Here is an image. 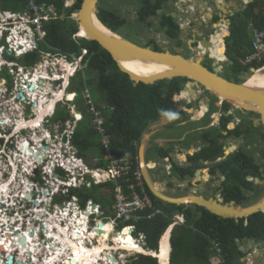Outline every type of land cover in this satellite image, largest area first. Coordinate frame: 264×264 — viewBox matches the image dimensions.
<instances>
[{"label": "flooded vegetation", "instance_id": "obj_1", "mask_svg": "<svg viewBox=\"0 0 264 264\" xmlns=\"http://www.w3.org/2000/svg\"><path fill=\"white\" fill-rule=\"evenodd\" d=\"M175 1L177 0H173V2L170 4L168 3V0H165L161 3V5L163 4V7L162 11L159 14H157L156 12L155 14H149L145 16L142 21H138L139 16L137 15L136 10L134 16H131L128 11H125V7H127L128 5L135 8L137 2H120L117 10L121 18H125L127 20L128 25L125 23V26L128 27L126 30H128L130 34L139 35L142 37H144L145 34L146 37L143 38V40H146V43L154 42L160 49L165 47L170 52H174L175 50H178L177 48H180L179 53L185 57H191L188 52L196 50V55H202L201 63L205 64L206 67L210 70H213V67L217 66L218 70L216 71V73L227 80L232 79L233 82L247 84V81L253 76V74L257 72H259L258 74H260L262 70H264V56H262L260 60H245L248 56L251 55L252 51L254 50L253 43L255 37L253 28L257 27L253 26L251 37H249V35L247 34L244 40L242 38L237 41L238 46L242 41L248 40L249 42L248 47H246L247 52L245 54H239L233 51L231 48V45L233 46L234 44V40H231L229 37L231 21L229 22V25L225 23L219 24L214 8H210V11L212 12L210 16H205L204 23L202 22V17L200 15L201 10L199 6H197V8L194 10H189L187 12L184 11V21L180 23V20H178L179 18L177 15V10L175 9ZM214 3L215 0H211L209 2L207 0V5H211ZM243 9H241L240 12ZM172 11L176 13L175 18L167 16L166 14L171 13ZM205 12L206 11H203V14ZM164 16L168 17L165 23ZM179 23L180 25H178ZM135 25H143L142 28L147 30L137 31ZM165 25L168 26V29L166 30L164 29ZM218 29L222 31V37H219L217 35ZM132 30H135V32H132ZM158 30L159 36L155 35ZM171 31H173L175 34H173ZM225 32H227V36L223 35ZM163 33H167L171 37V39L168 41V39H166L167 37H164ZM127 38L134 41L130 36ZM175 38H177V43L176 41H174ZM217 39H219V43H222L219 49L221 50V54L218 53L213 55L211 51L202 52V50L206 48L205 46H213L214 41H216ZM161 42L165 43V46H163ZM149 45L152 47L151 44ZM222 46H224V53H222ZM13 53H15V51H13ZM196 55H194L192 58L195 59ZM223 74H225V76ZM28 78L30 77L26 75V79ZM37 78L38 77L34 75V77L29 79L28 81L31 82ZM179 78L180 88L177 92L174 93L173 96V99L176 102L173 104V106H171V110L168 114L165 115V119L163 120L165 134L161 138L160 136L152 137L150 135L149 140V144H153L151 146L152 150H154V145H157L156 147L161 146L164 149L163 159L165 164L163 175L165 186H167L169 190L172 189V186H176L175 189H180L185 192L184 194L173 197L182 196L189 198L191 196H201L205 199L210 198L218 204L227 205L233 208H244L252 205L257 207L258 210L256 212L248 215L231 214L228 217H223L215 214L220 218L230 219L235 224L242 223L243 225H246L249 222V218L257 213H261L264 218V210L262 209V207L264 208V105L261 104V106H259L253 104L252 106L249 105L246 107L238 106L234 103L219 98L214 91L204 85L198 84L193 79L187 77ZM0 82H3L1 78ZM37 87L38 86L35 85L31 90L28 88V90H30L28 95L31 98H33V91L35 88L37 89ZM253 87L263 89L262 91H264V86L257 87V85H255ZM45 91H47V88L42 91V93ZM36 92L37 94H40V91ZM70 94L73 98L74 93L70 92ZM54 96L56 95L54 94ZM46 97L48 96L46 95ZM60 98L62 97L57 98L53 102H50V99L48 97L45 101L48 104V109L44 112V114L51 113L55 101L59 100ZM36 103L37 99H35L34 104ZM35 115L36 116L32 119L37 118L36 111ZM22 117L15 122V126H10L9 129H5L6 134L1 135L6 142L13 139L14 134H17L16 130L27 128L26 126H22V120L27 121L24 117L22 119ZM42 117H40V119ZM4 122L5 121L3 119L0 120V123L3 124ZM39 125L40 123L38 124V126ZM153 130L154 128L152 129V131ZM149 132L151 131L149 130ZM11 135L13 136L11 137ZM46 137L49 141V138L51 139V137L56 136H48L45 133L40 137H36L38 140L32 138V140L35 142L34 145H37V148L35 146V148H32L33 153H22V150L20 149L22 143H18L19 147L17 148L19 150L18 152L21 153V155H15V159L16 161L21 162L20 157L22 158V163L24 164L23 167L25 166V170L34 171L33 165L36 163L37 165H40V168H37L38 166L35 168L36 171H41V166H44L45 158H50L53 162L56 160H60L59 157H61V155L58 154V152H61L62 149L65 150V147H59L56 151V149L54 150L53 148L54 146H52L51 150H49V147L47 146V148L44 149L46 156L42 157L38 155L41 161L35 157L34 153L40 150V148H38V145H40V147L42 146V144L40 143L41 139H44ZM26 140L27 139L23 138L22 142ZM42 141L46 142L45 139ZM27 143V145L30 144L29 142ZM155 152L158 153L156 148ZM28 157L29 160L26 161V158ZM64 157L65 156H62L61 159L63 160V162L65 161ZM69 160L72 159L69 157ZM19 166V170L22 171V166ZM11 171L12 170L10 169V171L2 175V178H6L7 181L9 180L8 182L4 181L7 182L8 186H11V178L13 179L15 177V173H12ZM11 173L12 177L10 178ZM34 175L36 176L37 174ZM32 179H38L39 181H41L40 177ZM28 180L29 181L26 182L31 183V179ZM26 182H23L22 180L23 185ZM30 187L31 190L29 192L34 193L32 198H34L37 194L38 198L41 199L44 192H48L51 190L48 187H45L44 190L38 187H36L37 190H35V188H33V185H30ZM38 190H42L44 192H38ZM25 192L26 191L24 186L23 191L20 192L21 195L19 193L17 198L20 199L21 197V199L24 200ZM12 197L13 196H11L10 198ZM3 198L6 200L8 197L3 196ZM29 202L31 203L32 201ZM45 202L47 203V201ZM1 203L0 225L3 228L6 227L9 232L12 231L10 227L14 230L16 229L22 232V226L25 225L22 221L23 218L16 214H14L16 217L7 216V206L16 209L14 208V206L17 203L12 202L16 204L11 205V202L7 203L6 201V205L2 206V208ZM182 205H184L185 207H193L196 204L183 203ZM74 211L75 209L72 210L73 213L71 212L68 214L74 217ZM42 213L46 214L44 208L42 210ZM42 213H38L40 214V217H42ZM56 214H58V212ZM62 215L63 213L61 214V216ZM76 218H81V216H76ZM79 223L76 222V224ZM35 224L36 225L34 226L36 227L38 223L35 222ZM43 225L44 224H41L40 228H43ZM83 227L86 230V232H84L85 247L90 248L92 242L89 243L86 240H88L87 235H91V233L87 232L85 222L83 224ZM166 230L169 233V228ZM53 233L61 240V236L63 234L59 229H57L56 233L54 231ZM0 235L2 236L3 233L0 232ZM39 235L41 236L40 241L35 245H37L39 249L43 246L44 249L38 254L39 260L36 264H40L42 261L44 262V258L50 252L48 251L49 247L48 249L46 248L47 243L49 242V237H46V234L41 232V229ZM249 239L252 240L253 238H235V243L237 244L238 248L242 252H244L243 256L249 255V253H251V257L253 258L249 260V262H251L250 264H264V248L261 245H258L256 250V248L251 246V244L249 243ZM255 241H258L259 244L262 243L264 245V237ZM4 244L5 239L4 242L0 239V264H13L15 262L14 258H16L17 256H15V253H13L12 262L6 263L5 260L8 258L9 252L7 255L5 254L6 250L5 246H3ZM57 244L59 245V243ZM77 246L81 247L80 243H77ZM108 247H110V251H112V253H110L111 256H113L114 252L112 246L110 245ZM244 248H246L247 250ZM251 248L254 249L252 252L250 251ZM247 257L248 256H246V258ZM21 262L22 264L23 262L25 264H34L32 259H30L29 262H26L25 260Z\"/></svg>", "mask_w": 264, "mask_h": 264}, {"label": "trees", "instance_id": "obj_2", "mask_svg": "<svg viewBox=\"0 0 264 264\" xmlns=\"http://www.w3.org/2000/svg\"><path fill=\"white\" fill-rule=\"evenodd\" d=\"M35 1L39 4L52 5L55 8L56 17L44 22L41 31L43 40L38 43L36 50L10 59L21 66L31 67L40 59L41 52L82 55V49H85L86 53L81 59L83 68L77 71L68 86L69 91L77 92L75 102L77 101V109L82 113V118L76 121L71 134V144L76 148L77 156L87 163H91L92 156L102 157L100 134L92 128L91 114L87 112L79 94L86 86L92 99L97 103V108L102 112L103 127L110 139V152L117 156L137 155L139 141L150 125L157 124L160 118L165 117L176 102L173 96L180 88V78L160 79L153 83H135L118 68L108 51L96 41L74 36L78 31L77 23L69 16L79 9L82 0H73L69 5L66 2L70 0ZM164 1L134 0L133 2H137L135 10L139 16L138 21H142L149 14H155L156 9ZM120 2L130 3L131 1L118 0V3L112 4L110 0H100L97 17L106 27L127 38L129 36L122 28L125 23L128 25L127 20L121 18L117 10ZM26 4L27 0H0V9L22 11ZM167 19L168 17L164 16V23ZM250 22L257 28H264V0L249 1L238 13L237 19L231 22L229 37L234 40L231 48L239 54L247 52L248 40L240 42L239 46L237 41L245 39L247 35L245 27ZM147 44H151L155 50H160L154 42ZM2 75L9 82L11 81V75L5 70ZM8 86L10 87V84ZM70 117L66 107L57 105L49 119L55 123L63 122ZM156 146L154 145V148L159 157L163 158L164 149ZM90 165L94 166V164ZM95 165L105 166L106 161L101 158ZM101 186L109 188L112 183L71 188L66 196L63 195L60 198L55 196V199H68L74 195L82 208L90 198L99 203L102 208H106L112 199L106 193L101 195ZM144 188L154 208L160 210L152 218H142L137 223V231L145 234L146 247L156 249L159 236L173 222L174 215H183L184 221L175 224L170 233L169 264H244L240 260L244 252L238 248L235 238L246 237L259 240L264 237V218L261 213L252 215L246 225L235 224L230 219L216 216L203 206L185 207L182 204L161 201L151 194L146 184ZM123 233L125 238L131 237L126 228ZM214 244L220 249L219 263L212 261V256L216 254ZM155 258L138 254L128 264H158Z\"/></svg>", "mask_w": 264, "mask_h": 264}, {"label": "built area", "instance_id": "obj_3", "mask_svg": "<svg viewBox=\"0 0 264 264\" xmlns=\"http://www.w3.org/2000/svg\"><path fill=\"white\" fill-rule=\"evenodd\" d=\"M73 0L67 1L66 4H71ZM74 15V14H73ZM56 17L55 8L52 5H48L45 3H37L35 0H27V4L25 9L22 11H11L6 9H0V57L4 54V49H6L7 55H12V51L20 52L22 51L23 46L15 43V38H12V31H16L20 35V28H24L23 36L26 39L27 50L36 49L38 43L43 40L42 35V27L45 21L53 19ZM254 32V50L251 55L248 56L245 60L255 59L260 60L262 56H264V28H253ZM21 46V47H20ZM19 47V48H18ZM24 50V53L25 51ZM86 50L82 49L84 53ZM24 53L13 54L16 57L23 55ZM61 57L64 59L63 63L68 64L69 70L62 65L61 72L68 71L67 83L71 76L76 71V63L81 59V56H75L73 54H64V53H52L45 52V57H42V63H39V67H44L47 64L52 65V77H59L60 75H53V72L56 71V61ZM76 61V63H74ZM31 67L29 70L25 69V73L22 69V88L27 84L26 81L34 77V73L38 72L42 74L40 68ZM11 70L10 68L7 69ZM25 75H28L30 78L25 79ZM67 74L61 73V76L66 77ZM43 76V74H42ZM36 83V85L41 84L42 87V78L35 79L31 82ZM30 82V81H28ZM34 83V86H35ZM23 91V90H22ZM24 92V91H23ZM75 93V92H74ZM26 102H33L34 106V98H31L26 92ZM81 95V99L85 107L87 108V112H89L92 116L91 125L101 136V145L104 148V153L102 158L106 161V165L102 166H93L89 167L82 158L77 156V152L73 151L72 145L69 141L72 130H67L66 133L69 136H65V144L67 146L59 143V147H65V150L62 149L61 152H58L61 156H65V161L56 160V161H48L45 158L44 166H41V172L50 179V175L48 172H51L54 175V179L50 184L54 191L50 190L49 197L47 199H43L39 201V204H43L47 201L49 209L53 211V215L57 212H62L64 214H68L72 212L73 209L79 213L80 216H83V213L87 214L88 219H86V229L88 233H91L93 228H96V224L98 223L97 219H102V221H109L114 228V232L119 229L128 228L129 233L134 237L135 241L141 246L145 247L146 238L145 234L142 231H137V223L142 218H151L156 213L160 212L158 208H154L152 200L148 193L144 188V180L142 175V170L138 161V154L133 156H117L112 154L109 150L110 139L108 135L105 133L103 127V118L101 111L96 107L92 96L90 95L89 89L84 86V88L79 93ZM78 94L75 93L74 98ZM74 105V104H72ZM75 107L71 108L74 109ZM80 115H76V118H79ZM137 143V141H136ZM66 147H69L71 153L67 151ZM67 153V154H66ZM69 157L72 160H69ZM94 164L99 162V159L95 158L93 160ZM150 167H153V164H150ZM86 174H90L93 177V180H89L86 177ZM46 178H44L45 180ZM46 181V182H45ZM43 181H36V186L40 185L42 190L45 189V186L49 182L47 179ZM111 182L112 186L106 188L101 186V190H104L108 194V196L112 199L110 205L106 208H102V206L93 201L92 199H87L85 206L82 208L78 202V198L74 195L71 196L68 200L65 199H55L56 197H61L63 195H67L71 187H88L91 184H101ZM48 186V185H47ZM50 186V185H49ZM40 190V191H42ZM47 196V194H45ZM23 201V200H22ZM25 201V200H24ZM46 203V202H45ZM42 206L39 207V209ZM91 209L92 211H89ZM94 209V210H93ZM151 209V211L147 212V210ZM67 210V211H66ZM90 212V213H89ZM73 213V212H72ZM99 216V218H98ZM97 217V218H96ZM179 222L183 221L182 216H176ZM218 253H220L219 247L214 244ZM120 252V251H119ZM126 252V251H125ZM127 253V252H126ZM126 254L124 257L123 264H127L131 262L134 255L137 254ZM121 254V252H120Z\"/></svg>", "mask_w": 264, "mask_h": 264}, {"label": "water", "instance_id": "obj_4", "mask_svg": "<svg viewBox=\"0 0 264 264\" xmlns=\"http://www.w3.org/2000/svg\"><path fill=\"white\" fill-rule=\"evenodd\" d=\"M100 0H82L79 9L76 10V13L73 15V19L76 20L78 31V37H84L89 40L96 41L101 47L108 51L112 59L116 62L118 68L125 72L129 78L136 82H144V83H153L160 79H172L174 77H187L193 79L200 85H204L214 91L216 95L226 101L234 103L238 106L246 107L252 106L253 104L261 106L264 105V91L263 89L254 88L250 86L249 83H237L233 82L232 79L227 80L222 76L218 75L216 71L218 67H213V70H210L206 67L205 64L201 63L202 55L197 54L195 59L191 57L182 56L179 53L180 48L175 50L174 52H170L167 48H162L160 50L153 49L150 45L146 43V40H143V45H139L134 41L125 38L118 33L114 32L110 28L106 27L97 17V13L99 11L98 6ZM173 0H168V3H172ZM175 3V9L177 10L178 20L180 23L184 21V11L194 10L199 6V0H177ZM193 3V4H192ZM163 4L160 8L156 9V13L159 14L162 11ZM167 16H171L175 18V12L166 13ZM94 21L99 23L105 30H101L99 27L94 25ZM202 22L205 23L203 17ZM180 23L178 25H180ZM164 29H168V26L165 25ZM83 31V33L81 32ZM81 33V34H80ZM164 37H167L168 41L171 37L167 33H163ZM202 35V34H201ZM227 36V32L223 34ZM177 41V38L174 39ZM207 43V42H205ZM206 45V44H205ZM206 48L202 50V52H209L212 46H205ZM222 53H224V46H222ZM203 54V53H202ZM136 60L142 62L152 63H160L164 67L151 75H138L133 70L125 67L123 64L124 61L128 60ZM29 85V89H33L34 83L26 81ZM22 93H19L17 97H21L23 99ZM146 135V134H145ZM147 136V135H146ZM141 139L140 145L138 147V161L140 168L142 170V175L144 179V183L146 184L148 190L154 195L156 198L161 201L172 203L176 205H180L183 203H192L198 206H203L208 211L213 214L228 217L231 214L235 215H248L256 212L258 209L254 205L248 207H229L227 205L218 204L217 202L211 200L210 198L205 199L201 196H191L187 197H172L167 194V189H160L158 182L154 181L150 174L149 170L146 166L145 161V137ZM43 148H47V145H43ZM40 150H42L41 147ZM24 149V147H23ZM32 150V148H31ZM40 160V158H38ZM32 194L27 192L24 193V200L29 202L32 200ZM34 202L36 200L33 199ZM1 206H4V203H1ZM262 207V205H261ZM264 210V208L262 207ZM101 225V222H99ZM35 227V226H34ZM173 225L170 227L172 229ZM28 229V227H25ZM16 232V229L14 230ZM255 241V239H252ZM18 244L27 248L26 237L23 233H19ZM254 249L251 248L252 252ZM245 256H242L241 261L245 260ZM6 263L12 262V255H9L5 260ZM20 260H17L16 264H21Z\"/></svg>", "mask_w": 264, "mask_h": 264}, {"label": "bare ground", "instance_id": "obj_5", "mask_svg": "<svg viewBox=\"0 0 264 264\" xmlns=\"http://www.w3.org/2000/svg\"><path fill=\"white\" fill-rule=\"evenodd\" d=\"M94 25L96 27H99L101 30L103 31H107L105 30L99 23L94 21ZM17 29L16 31H12V38H15L13 44H18L23 46L22 51L20 52H15L12 53L13 54H19V53H24V50H27V44H26V39L23 36L22 33V37H19V34L16 35L17 33ZM22 29H24L22 27ZM83 33V31H81ZM81 34V33H80ZM216 38V37H215ZM219 38V37H218ZM220 39V38H219ZM218 39V41H219ZM210 40V39H209ZM208 40V41H209ZM221 44V43H220ZM20 46V47H21ZM19 48V47H18ZM219 45L217 42L214 41L213 46L210 48V51L213 55L218 54L220 52L219 50ZM125 65V67L129 68L130 70H133L134 72H136L138 75H151L152 73H155L156 71H159L160 69H162L164 66L161 65L160 63H148V62H142V61H136V60H128V61H124L123 63ZM63 66H65L68 70L70 69L68 67V64H64ZM264 70H262V72L260 74H258L259 72L253 74V76L251 78H249V80L247 81L250 86H264V74H263ZM42 74H39L38 72H35V76L39 78H46L47 76L45 75V72H42ZM68 77V74L66 75V78ZM65 78V79H66ZM25 79H26V75H25ZM66 84V80L64 81V86ZM36 85V84H35ZM41 84H38L37 86L39 87ZM29 85H26L24 87V89L22 88V90L24 92H26L27 94H29L28 90ZM51 88V86H50ZM41 89V90H40ZM40 89H34L33 91V98L37 99V103L34 105L35 106V111L37 112V118L35 119H30V120H22V126H26L27 128H31L33 130H36V128H38V124H39V119L40 117H42V115L44 114V112L48 109V104L45 102L47 100L48 97H46V93L47 91L43 92L46 89V86L44 85L43 87H40ZM36 91H40V94H37ZM42 93V94H41ZM54 94L56 95L54 97V99H50V102H53L54 100H56L59 97H64V91L60 90V91H55ZM20 99V98H18ZM25 99V98H24ZM66 99H72V95L70 93H67V97ZM35 103V102H34ZM78 115V114H77ZM23 119V117H22ZM20 130V129H19ZM19 130H16L17 132ZM43 134H45V132H43ZM35 140H38L36 138V135H34V137H32ZM28 143L26 141L22 142V145L20 146V149L22 150V153L24 154H28V153H33V150H31V147L29 145H27ZM24 147V149H23ZM42 150H38L36 151V153H34L35 157L38 159L39 156H46V153L44 151L43 146H41ZM59 159H62V156L59 157ZM20 160L22 162V158L20 157ZM29 160V157L26 158V161ZM41 161V159H40ZM33 169H35L37 167V164L35 163L33 165ZM22 172V171H21ZM18 176V175H17ZM15 180V177L13 178ZM11 178L10 182L13 180ZM20 182H22V179H20ZM27 184H25V193L29 192L31 190L30 184L28 182H26ZM29 184V185H28ZM22 185V184H21ZM7 183H0V203L4 202V205H6V201L7 203L11 202V205H15L16 203H12L15 202L14 200V196L12 198H10L9 196V192L8 188H7ZM30 193V192H29ZM11 194V193H10ZM32 196L34 195V193H31ZM13 195V194H12ZM19 195V194H18ZM17 194H15V197H18ZM4 197H8L6 200L3 198ZM35 200V199H34ZM41 201V199H39ZM32 209L30 210L31 212V217L28 218L27 220L23 219V224H25L24 226H22V232L19 230H16V232H14V229L10 227V229L12 231H8L7 228H3L0 225V232L3 233V235H0V239L4 242L5 239V244L3 246H5V254L7 255L9 252V255H12L13 253H18V255H16L19 260L21 259V261L26 260V259H32L33 263L36 264L39 260V257H37V253H39L40 251H42V249H40V251H38L36 253V248H37V244L38 242H36V240H38V232H45L46 236L49 237V242L47 243V249L48 251H50L47 256L44 258V262L42 261L40 264H111L110 259V252L112 253V251H110V247H108V245L105 243V239H110L111 242L109 245L112 246L113 248V252L114 251H118V250H124L126 252H144V253H149L150 255L156 257V259L158 260V262L160 264H168V259H169V233L166 230L162 236L160 237L159 240V252L158 251H154L151 249H145L143 247H141L134 239V237L130 234L131 237L125 238L123 235V229L122 231L119 229L118 231L114 232V228L113 225L109 222V221H102V219H97L98 223L96 224V228H93L91 231V235H87L88 239L90 238V243L92 242L90 248H86L83 247L85 246V243L82 245L80 243L81 247L77 246L76 242L77 240L84 239L85 240V235L84 232H86V230L83 227L84 222L86 221V219H88L87 214L83 213L84 215L81 216V218H76L79 217V213H77V211H74V217H72V215L70 214H64L61 216L62 212H58V214H44L42 213V209H39V207L41 206L38 202V200H36V202L32 200ZM2 208V206H1ZM40 210V212H38ZM94 210V209H93ZM67 211V210H66ZM89 211H92L91 209H89ZM38 213H42V217H40V214ZM90 213V212H89ZM51 215V216H49ZM44 216V217H43ZM47 217V218H46ZM99 218V216H98ZM37 222L38 223V227L41 224L43 225V228H36L35 230H30L31 227L33 226H29V223H33V222ZM79 223V224H76ZM99 222H101V225H99ZM86 224V222H85ZM28 225V226H27ZM34 225V224H33ZM25 227H28V229H25ZM57 229H59L62 232V236H61V240L59 239V237H57L56 235H54L53 231L56 233ZM64 229V230H62ZM127 231L129 232V229L126 228ZM19 233H23L26 237V243L27 248H23L18 244V237H19ZM54 237V238H53ZM75 240V242H73ZM135 242V243H134ZM53 243V244H52ZM59 243V245L57 244ZM57 244V245H54ZM131 249V250H128ZM134 249V250H133ZM131 253V254H133ZM28 257V258H26ZM31 257V258H30ZM117 257V256H116ZM114 255L112 256V260H113V264H118V260ZM98 259V260H97ZM100 259V260H99ZM103 260H106V263H103ZM3 263V262H2Z\"/></svg>", "mask_w": 264, "mask_h": 264}, {"label": "rangeland", "instance_id": "obj_6", "mask_svg": "<svg viewBox=\"0 0 264 264\" xmlns=\"http://www.w3.org/2000/svg\"><path fill=\"white\" fill-rule=\"evenodd\" d=\"M126 1H131V2H133L134 0H126ZM110 2L112 3V4H116V3H118V0H110ZM247 2V1H246ZM245 2V3H246ZM126 8V10L125 11H128V13L131 15V16H134L135 15V8H133L132 6H130V5H128L127 7H125ZM130 16V17H131ZM70 18H72L73 17V13L69 16ZM134 24V23H133ZM132 24V25H133ZM143 26V25H142ZM142 26H138V25H135V28L137 29V31H146L147 29H144V28H142ZM19 28V27H18ZM123 28V31L124 32H126L134 41H136L135 43H137V44H139V45H143V38H145L146 37V35L144 34V37H142V36H139V35H133V34H130L129 32H128V30H126L128 27L127 26H123L122 27ZM20 35L22 34V32L24 31L22 28H20ZM132 32H135V30H132ZM18 33H16V35H17ZM155 35H157V36H159V30H158V32L155 34ZM142 41V42H141ZM215 42H217L218 43V45H219V48L221 47V44L219 43V41H218V39L215 41ZM162 43V42H161ZM163 44V43H162ZM196 53H197V51L196 50H192V51H190V52H188V54L190 55V56H194V55H196ZM52 55H54V53H52ZM5 57H7L6 55H4ZM42 57H45V53L44 52H41V54H40V59H39V61L35 64V65H37V64H39V62L41 61V59H42ZM63 61H64V59H62L61 57H59L58 58V60L56 61V63H58L60 66H62V65H64V63H63ZM80 62V61H79ZM79 62H77L76 63V61L74 62V63H76V65L77 66H80V63ZM58 64H55V67L58 65ZM7 67H8V65L7 64H5ZM34 65V66H35ZM39 67V66H38ZM31 68V67H30ZM30 68H28V70L30 69ZM39 68H41V67H39ZM15 69H17V67H15ZM76 69H77V67H76ZM25 70V69H24ZM42 72H44V71H42ZM9 73H10V75H11V81L9 82V80L4 76V75H2L1 73H0V78L1 79H3V80H5V85H6V89H7V96L9 97V99H7V101H1V97H0V112H1V114H0V117H9L8 119H10L11 121H14V122H16L18 119H20L22 116L26 119V120H30V119H32L33 117H35L36 115H35V109H34V107H33V105H30V104H32L33 102H31V101H28V99H27V102L26 101H24V100H21V99H18L16 96L17 95H19V93H21L22 92V96H24L25 95V92H23L22 91V80H21V78H22V74H20V75H17L16 74V72H14V71H12V70H10L9 71ZM18 73H22V72H20V71H18ZM224 76H225V74H223ZM43 83H46L45 84V86H46V88H47V92L49 91V90H51V88L49 87V85H48V83L46 82V80L43 82ZM8 84H10V87L8 86ZM51 84V86L52 87H54V82H51L50 83ZM1 85V84H0ZM63 86H64V83H63ZM59 87V86H58ZM58 91V90H57ZM37 93V92H36ZM46 95L47 96H51L52 95V93H46ZM96 96V95H95ZM65 97V96H64ZM63 98V97H62ZM61 99V98H60ZM70 100V99H69ZM73 104L74 105H71V108H73V107H75L74 109H76L77 108V106H78V104H77V101L75 102V100L73 101ZM57 105H60V106H68L69 105V103H67L65 100H64V98L59 102V103H57L55 106H57ZM47 115H52L51 113L50 114H47V113H45L44 115H43V117L40 119V121L43 119V122H40V126L38 127V128H36V130H33V129H31V128H22V129H20V131H18L17 132V134H14V136H13V139L12 140H9L8 141V143H7V151L9 152V153H11L12 154V156H13V161H14V166H11V168L13 169V168H15L16 167V169L17 170H15L14 171V173H15V180L13 179L12 181H11V186L9 185H7L8 187V191L10 192L11 191V194H13V195H11L10 193H9V196L11 197V196H14V200H15V202L17 203L15 206H14V208H16V209H13L12 207H9V206H7V209H8V211H7V216L8 217H12V216H15L14 214H16V215H18V216H21L24 220L26 219H28V218H30L31 217V209H32V203H27V202H25L24 200L22 201V199H21V197H20V199L19 198H17V197H15V194H19L21 191H23V188H24V186H25V184H27V183H25L24 185L22 184V182H20V179H22L23 180V182H26V181H29L28 180V178H37V177H40L41 179H43V181H45L46 179L49 181H53V179L55 178L54 177V175L51 173V172H48V174L50 175V179L49 178H47L40 170H38V171H30V174H37L35 177H30V175H26L25 174V172L24 171H20L19 170V168H20V166L19 165H21L22 167H23V163L22 162H18V161H16V159H15V155H17V154H20L21 155V153H19V152H16V148L17 147H19L18 146V143H22V139L23 138H25V139H29V145H30V147L31 148H33L34 146L37 148V145H34L35 144V142L32 140H30V137H34V135H36V137H40L41 135H42V132L43 131H41L42 130V127H47L48 129H50L51 130V128H52V130L53 129H55V130H57V132L55 133V135L57 136V137H51V139L49 138V141H48V138H46L45 140H46V142L45 141H41L40 143L42 144V146L43 145H47L49 148V150H51L52 149V146H54L53 148H54V150L56 149V151L58 150V148H59V143H61V144H63V145H65V146H67V144H65V140L63 139L65 136H69L67 133H66V131L67 130H71L72 128H73V122H67L66 123V125H63V126H60V123H58V122H55V123H52L51 121H50V119H49V117L46 119V118H44L45 116H47ZM6 118V119H7ZM3 119V118H2ZM5 119V120H6ZM0 120H1V118H0ZM11 121H10V123H11ZM6 122V121H5ZM5 122L2 124V123H0V127L2 126V128L3 129H9L10 128V126L8 127V125H5ZM162 122H163V118H161V120H159L158 121V123L156 124V125H158V126H156V125H154V126H152V129L153 128H155L156 127V129L154 130L155 132L154 133H151V136L152 137H154V136H159V135H164L165 134V131H164V125H160V124H162ZM9 123V121L7 120V124H10ZM53 126V127H52ZM11 129H12V127H11ZM63 129L64 130H66L65 132L63 131ZM12 132V131H11ZM47 135H48V133L47 132H45ZM149 131H146V135L144 134L143 136H142V138L144 137V136H146L145 137V144L147 143V140H148V136H149ZM141 138V139H142ZM4 141H5V139H4ZM69 141H70V138H69ZM141 142V141H140ZM70 143H71V141H70ZM72 145V144H71ZM150 146H152L151 144H149ZM160 146V145H159ZM34 147V148H35ZM38 147H40V145H38ZM44 147V146H43ZM72 148H73V151H75V152H77L76 151V148L74 147V146H72ZM18 149V148H17ZM66 149H67V151H69L70 153H71V151H70V149H69V147H66ZM14 153V154H13ZM67 154V153H66ZM145 157H146V160H152L154 163H156V168L155 169H151V167H150V163H148V162H146V165H147V167H148V169H149V174H150V176H151V178L153 179V180H157V179H164V172H163V169H160L162 166H161V164L160 163H162L161 161H160V163H159V158H158V153L156 154V152H155V148H154V150L153 151H151V149L149 148V147H147L146 148V151H145ZM4 159L0 156V161H3ZM48 161H50L51 159L49 158V159H47ZM90 161H91V158H90ZM86 162V161H85ZM91 163H92V161H91ZM91 163H87L86 162V164L89 166V167H93L92 165H90ZM93 164V163H92ZM38 167L37 168H40V165H37ZM0 167H6V165H3V164H1L0 163ZM25 167V166H24ZM24 167H23V169H24ZM22 169V168H21ZM8 168H6V172H8ZM13 173V172H12ZM12 173H11V176H10V178L12 177ZM1 175H3V173L1 172V174H0V183L2 182V183H4V181H5V179H4V177L2 178L1 177ZM18 175V176H17ZM26 176L28 177V178H26ZM44 178H46L45 180H44ZM9 181V180H8ZM7 181V182H8ZM36 181H39L38 179H32V181H31V183H29L31 186L33 185V188H35V190H37V188L36 187H41L40 185H37L36 186ZM50 181L47 183V185L45 186V187H48V188H50L52 185L50 184ZM7 182H5V183H7ZM46 182V181H45ZM15 184V185H14ZM22 184V185H21ZM28 184V185H29ZM50 185V186H49ZM38 187V188H39ZM51 189V191H54L52 188H50ZM102 191V194L101 195H105L104 193H106V192H104V190H101ZM38 192H40V190H38ZM42 192H44V191H42ZM49 193H50V191H48V192H44V194H43V196H42V200L44 199H46V198H50L49 197ZM185 192L183 191V190H180V189H177V190H169V192H168V195H171V196H178V195H181V194H184ZM45 194H47V196H46V198H45ZM107 194V193H106ZM20 195H21V193H20ZM35 198H37L38 200H39V198H38V195L36 194V196L33 198V199H35ZM41 208L40 209H42V208H44L45 209V211H46V215H48V214H54V213H52L53 211H51V209H52V207H51V209H49V206H48V204L47 203H43V204H41ZM38 212H40V210L38 211ZM71 213V212H70ZM68 215V214H67ZM49 216H51V215H49ZM16 217V216H15ZM44 217V216H43ZM47 218V217H46ZM97 218V217H96ZM36 225L35 224V221L33 222V223H29L28 225L31 227V226H33V227H31L30 228V230L32 231V230H35L36 228H40V226L38 227V225L36 226V227H34V225ZM27 225V226H28ZM39 233L40 232H38V240H36V242H39L40 241V235H39ZM45 233V232H44ZM46 234V233H45ZM47 237V236H46ZM250 240V244H251V246H253V247H255L256 248V250H257V247H258V245H261L263 248H264V245L262 244V243H260L259 244V242L258 241H253V240H251V239H249ZM86 241H88L89 243H90V238L88 239V240H86ZM73 242H75V240L73 241ZM76 242H78V243H81L82 245L85 243V241H84V239H81L80 238V240H77ZM75 242V243H76ZM110 242H111V240L110 239H106V241H105V243L108 245V246H110L109 244H110ZM135 243V242H134ZM83 247H85V246H83ZM47 248V247H46ZM39 248L37 247L36 248V253L38 252V251H40V249H42V251H43V249H44V247L42 246L39 250H38ZM90 249H93V248H90ZM244 249H246V248H244ZM38 250V251H37ZM128 250H131V249H128ZM134 250V249H133ZM247 250V249H246ZM42 251H40V252H42ZM121 252V254H120V252ZM39 252V253H40ZM39 253H37V254H39ZM131 253H133V252H125L124 250H118V251H114V256L117 258V260H118V264H123V259H124V257H125V255L126 254H131ZM110 254V256H111V253H109ZM16 255H18V257H19V254L16 252L15 253V256ZM136 255L137 254H135V257H136ZM246 256H248L247 258L245 257V260L243 261L244 262V264H250L251 262H249V260L250 259H252L253 257H251L252 255H251V253H249V255H246ZM37 257H39V255H37ZM26 258H28V257H26ZM15 259V262L14 263H16V261L18 260V258H14ZM20 261H21V259H20ZM26 262H29V260H25ZM110 262H111V264H113V260H112V256H111V259H110ZM13 263V264H14ZM103 263H106V260H103ZM130 263V262H129ZM22 264V263H21ZM23 264H25L24 262H23ZM29 264V263H28ZM128 264V263H127Z\"/></svg>", "mask_w": 264, "mask_h": 264}, {"label": "clouds", "instance_id": "obj_7", "mask_svg": "<svg viewBox=\"0 0 264 264\" xmlns=\"http://www.w3.org/2000/svg\"><path fill=\"white\" fill-rule=\"evenodd\" d=\"M73 14L74 13H76V11H74V12H72ZM71 13V14H72ZM72 19H73V17H72ZM76 21V20H75ZM77 33H75L74 34V36L75 37H78L77 35H76ZM37 49V48H36ZM36 49H32V50H27V51H25V53H27V52H29V51H34V50H36ZM4 51V54L2 55V57H0V73L2 74L3 73V71L5 70L7 73H9V71L7 70V69H11L12 71H14V72H16V74L17 75H20V74H22V73H18V71H20V72H22V69H23V71H24V73H25V70L24 69H28V68H30V67H25V66H21V65H19L16 61H14V60H11L10 58L11 57H15V58H17L15 55H7L6 54V49H4L3 50ZM24 53V54H25ZM45 53V52H44ZM50 53V52H49ZM86 53V51L83 53L82 52V55L83 54H85ZM55 54V53H54ZM4 55H6L7 57H5ZM82 55H75V56H81V59H82ZM22 56V55H21ZM20 57V56H19ZM79 60L78 62L80 63V66H77V69H76V71H75V73L73 74V76H71L70 78H69V80H68V83L66 82V84H65V86H63V83H64V81L66 80L67 81V78L65 77V76H61V73H65V74H68V71H66V72H61V67L62 66H60L58 63H56V64H58L57 66H56V71L57 72H53V75H56V74H58V75H60L59 77H52V65H50V64H47L45 67H44V69H43V67L41 66V68H40V70H41V72L42 71H44L45 72V75L47 76L46 78H42V82H44L45 80H46V82L48 83V85H49V87L51 86V82H54V87H52L51 86V90H49L47 93L49 94V93H52V95L50 96H48L49 97V99H54V92L55 91H60V90H63L64 91V95H65V97H63L64 98V100L67 102V103H69V105L68 106H64V107H66L67 109H68V111H69V113H70V115H71V117L69 118V119H67V120H65V121H63V122H60V121H57L58 123H60V126H63V125H66V123L67 122H73L74 124H73V128L71 129L72 130V132H71V134L73 133V130H74V126H75V123H76V121H78L79 119H81L82 118V113H81V111H79L77 108L76 109H71V105L73 104V101L75 100V98L77 97H73L71 100H68V99H66V97H67V93H70V92H75V91H69L68 90V86H69V84H70V81H71V79H72V77H74L75 76V74L77 73V71L79 70V69H82L83 68V65H82V60ZM39 61V60H38ZM37 61V62H38ZM36 62V63H37ZM43 61H42V59H41V61L39 62V63H42ZM35 63V64H36ZM5 64H7L8 65V67L5 65ZM34 64V65H35ZM34 65L33 66H31V67H34ZM15 67H17V69H15ZM35 68H38V64L37 65H35ZM10 74V73H9ZM43 74V73H42ZM22 78H23V76H22ZM22 78H21V80H22ZM66 78V79H65ZM39 79H41V78H39ZM3 80V79H2ZM25 82H26V80H25ZM0 97H1V101H7V99H9V97L7 96V89H6V85H5V80H3V82H0ZM46 83H43L42 84V87L45 85ZM59 86V87H58ZM22 93V92H21ZM75 93H77V92H75ZM22 95V94H21ZM17 97V96H16ZM17 98H20L21 99V97H17ZM25 98V99H24ZM63 98H61V99H59V100H57V101H55V103H54V107H53V110L51 111V114H53V111H54V109H55V105L57 104V103H59ZM21 100H26V94L23 96V99H21ZM94 100V99H93ZM35 102V101H34ZM94 102H95V100H94ZM30 105H32V104H30ZM95 105H96V107H97V103L95 102ZM34 107V106H33ZM100 110V109H99ZM48 114V113H47ZM50 114V113H49ZM80 115V117L79 118H76V115ZM101 114H102V112H101ZM51 117V115H47V116H45L44 118H48V117ZM49 117V118H50ZM1 118V120H2V118H3V120L4 121H6L5 122V125H8V127L9 126H15V122L14 121H11L10 119H8L7 117V120L9 121V123H10V121H11V123L10 124H7V120H5L6 118L5 117H0ZM91 118H92V116H91ZM102 118H103V115H102ZM162 118H164V117H162ZM160 120H161V118H160ZM40 122H43V119L40 121ZM39 122V123H40ZM103 122H104V118H103ZM90 124H91V120H90ZM154 125H156V124H154ZM153 125V126H154ZM40 126V125H39ZM38 126V127H39ZM92 126V125H91ZM156 126H158V125H156ZM53 127V126H52ZM93 128V127H92ZM94 129V128H93ZM20 131V130H19ZM41 131H43V132H47L48 133V136L49 135H54V136H56L55 135V133L57 132V130H55V129H53L52 130V128H51V130L50 129H48L47 127H42V130ZM63 131L65 132L66 130H64L63 129ZM43 132H42V135H43ZM2 134H6V131H5V129H3L2 128V126L0 127V156L4 159L3 161H0V163L1 164H3V165H6V167H0V174H1V172L3 173V175L4 174H6L7 172H6V168H8L9 170L8 171H10V169L12 170L11 172H14L15 170H17V169H15V168H11V166H14L15 164H14V161H13V156H12V154L11 153H9L8 151H7V143L8 142H6V141H4V138H3V136H1ZM11 137H12V135H11ZM57 137V136H56ZM70 137H71V135H70ZM101 137V136H100ZM109 137V136H108ZM47 138V137H46ZM46 138H44V139H46ZM44 139H41V141L42 140H44ZM64 139V138H63ZM30 140L32 141V137H30ZM27 142H29V139H27L26 140ZM140 141H141V139H140ZM140 141H139V144H138V147H139V145H140ZM135 143H136V141H135ZM102 146V145H101ZM102 148H103V146H102ZM19 150L16 148V152H18ZM103 153H104V148H103ZM103 153H102V155H103ZM14 154V153H13ZM77 154V153H76ZM137 154H138V151H137ZM79 157V156H78ZM79 158H81V157H79ZM95 158H97V159H99V161L101 160V158L102 157H97V156H92L91 157V161H92V163L94 162L93 160L95 159ZM103 159V158H102ZM83 161H84V159H83ZM90 161V162H91ZM147 162V161H146ZM86 163V162H85ZM91 163V164H92ZM94 164V163H93ZM94 166H101V165H95L94 164ZM147 166V165H146ZM102 167H104V166H102ZM20 169V168H19ZM147 169H148V167H147ZM151 169H152V167H151ZM149 170V169H148ZM22 171H24L25 172V174L26 175H30V177H35V175L34 174H30V171H33V170H25V169H23V167H22ZM34 171L36 172V169H34ZM1 177H2V175H1ZM86 177H87V179H89V180H93V177L90 175V174H86ZM26 178H28L27 176H26ZM28 179H31V178H28ZM144 180V179H143ZM5 181H7V179L5 178ZM31 181H32V179H31ZM145 184V183H144ZM71 188H74V187H71ZM70 188V189H71ZM91 199V198H90ZM26 202V201H25ZM153 203V202H152ZM154 206V205H153ZM149 211H151V209H149ZM159 213V212H158ZM155 216V215H154ZM176 216H182V218H183V215L182 214H176V215H174V220H173V222H171L167 227H166V229H168L169 228V247H170V249H169V254H168V256L170 257V251H171V244H170V233H171V230H170V227L173 225H175V224H177V223H182L183 221H184V219H183V221L182 222H179L178 221V218L176 217ZM152 218V217H151ZM173 228V227H172ZM166 229L162 232V234L166 231ZM162 234L159 236V239H158V243H157V248L156 249H151V250H154V251H158L159 252V240H160V237L162 236ZM145 249H149L148 247H146V245H145V247H144ZM138 254H145V255H150L149 253H144V252H138L137 253V255ZM136 255V256H137ZM150 256H152V255H150ZM152 257H154V256H152ZM133 258H135V255H134V257ZM156 259V258H155ZM156 261H157V263L158 264H160L159 262H158V260L156 259ZM168 261H169V259H168Z\"/></svg>", "mask_w": 264, "mask_h": 264}, {"label": "crops", "instance_id": "obj_8", "mask_svg": "<svg viewBox=\"0 0 264 264\" xmlns=\"http://www.w3.org/2000/svg\"><path fill=\"white\" fill-rule=\"evenodd\" d=\"M209 1H211V0H208V2ZM249 1H251V0H215L214 4L207 5V0H199L200 10H201L200 11L201 12L200 15H201V17H203V19H205V16H210V14L212 12V11H210V8H214V11L216 12V17L218 18V21H219V24L220 23H222V24L225 23V24L229 25L230 21L232 22V21L237 19V17H238V13L237 12H240L241 9L245 8L246 7L245 5ZM203 11H206V12L203 14ZM253 26H254L253 24H249V25H247V27H245L246 33L249 35V37H251V31H252ZM221 32L222 31H220L219 29L217 30V35L219 37H222V33ZM249 37H248V39H249ZM162 45L165 46V43H163ZM220 52H221V50H220ZM220 52H219V54H221ZM164 119L165 118H163V120ZM162 125H163V122H162ZM152 126L153 125H150V127L147 130V131L150 130L151 132L148 133L149 136H148V140H147V143H146V148L149 147L151 149V151H153V150H152L151 146L149 145L150 135H151V133H154L155 132L154 130L156 129V128H154V130L152 131ZM159 136L161 138L163 135H159ZM158 158H159V163H160V161L162 162V163H160L161 166H162L160 169H163V172H164V164H165L164 159L159 157V154H158ZM145 161H147L151 165L153 164L152 169L156 168V163H154L152 160H146V157H145ZM154 181L158 182V185H159L160 189H165V190L167 189V194H168L169 189L167 188V186H165L164 179L160 178V179H157V180H154ZM175 187L176 186H172L171 187L172 189H170V190H177V189H175ZM169 196H171V195H169ZM215 251H216V254H214L212 256V261L214 263H219L221 255H220V253H218L216 248H215ZM168 264H169V261H168Z\"/></svg>", "mask_w": 264, "mask_h": 264}]
</instances>
